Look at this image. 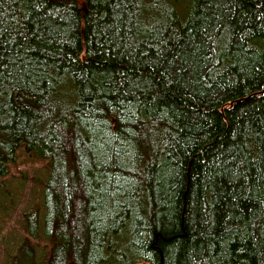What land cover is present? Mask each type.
I'll return each mask as SVG.
<instances>
[{
    "label": "trees",
    "instance_id": "trees-1",
    "mask_svg": "<svg viewBox=\"0 0 264 264\" xmlns=\"http://www.w3.org/2000/svg\"><path fill=\"white\" fill-rule=\"evenodd\" d=\"M263 87L264 0H0V177L47 165L7 264H264Z\"/></svg>",
    "mask_w": 264,
    "mask_h": 264
},
{
    "label": "rangeland",
    "instance_id": "rangeland-1",
    "mask_svg": "<svg viewBox=\"0 0 264 264\" xmlns=\"http://www.w3.org/2000/svg\"><path fill=\"white\" fill-rule=\"evenodd\" d=\"M82 7L85 3L81 2ZM47 165L21 150L7 177H0V264H7L21 244L25 232L22 214L39 206L43 212V190ZM39 258L46 254V241H40Z\"/></svg>",
    "mask_w": 264,
    "mask_h": 264
},
{
    "label": "water",
    "instance_id": "water-1",
    "mask_svg": "<svg viewBox=\"0 0 264 264\" xmlns=\"http://www.w3.org/2000/svg\"><path fill=\"white\" fill-rule=\"evenodd\" d=\"M259 96H264V87H263L262 91H259V92L253 93L247 97L235 100L234 102L231 103V106L246 102L251 98L259 97Z\"/></svg>",
    "mask_w": 264,
    "mask_h": 264
}]
</instances>
